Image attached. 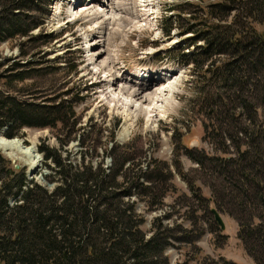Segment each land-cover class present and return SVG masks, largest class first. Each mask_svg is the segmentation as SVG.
Returning a JSON list of instances; mask_svg holds the SVG:
<instances>
[{"label": "trees", "instance_id": "16d2710c", "mask_svg": "<svg viewBox=\"0 0 264 264\" xmlns=\"http://www.w3.org/2000/svg\"><path fill=\"white\" fill-rule=\"evenodd\" d=\"M182 1L188 5L189 0ZM41 2L0 0V45L19 41L24 58L29 54L25 49L31 51L37 45L36 56L54 41L44 32L30 35L42 26ZM212 4L205 8V18L188 13L184 24L179 22L185 20L182 4L174 5L170 26L164 29L166 35L177 28L182 34L199 36L203 45L195 57L181 55L188 57L185 65H191L201 82L197 97L203 110L209 112L210 120H219L218 129L228 118L234 131L233 135H223L222 130V135H204L216 155L204 150L189 154L211 196L205 198L194 184L188 185L189 198L198 206L185 203L194 212L185 217L192 229L164 226L167 215L155 219L147 236L135 200L144 199L152 208L163 206L170 191L177 193L168 183L173 179L169 166L151 164V171L138 168L133 144L117 145L112 143L114 138L108 153L112 166L105 168L101 162L93 166L86 155L96 151L99 135H72L80 129L72 105L64 100L69 91L52 97L47 105L21 99L18 85L30 80L39 64H11L7 59L8 70L0 73V131L8 127L4 136L12 139L26 128L61 126L66 135L56 137L59 148L44 143L38 147L43 168L49 171L43 179L54 184L51 191L30 181L25 168L17 170L0 152V264H170L165 252L176 234L192 245L201 235V222L214 225L210 204L219 215L227 214L236 222L237 238L251 261L264 264V0ZM34 12L40 17H34ZM218 56L228 58L218 65ZM77 68L71 61L64 77L75 76ZM194 108L191 101L190 109ZM226 110L231 115L226 116ZM77 138L82 153L74 164L62 152ZM183 196L177 195L179 203ZM199 211L203 214L196 218ZM202 262L235 264L210 258Z\"/></svg>", "mask_w": 264, "mask_h": 264}, {"label": "rangeland", "instance_id": "374dc122", "mask_svg": "<svg viewBox=\"0 0 264 264\" xmlns=\"http://www.w3.org/2000/svg\"><path fill=\"white\" fill-rule=\"evenodd\" d=\"M56 0H42L40 6L44 7V14L41 16L40 22L43 25L41 29L34 30L30 35L36 36L40 32L51 35L54 41L42 48L39 55L34 56L37 50V45L33 46L31 51L29 48L24 51H29V54L22 58L20 56L19 41L5 42L0 45V73L7 71L6 66H9L5 60H9L12 64L14 61H20L21 64L26 62H35L39 66L34 67L37 72L30 74V80L25 81L18 89L22 91L18 95L21 99H27L32 103L47 105L50 99L59 93L68 90V95L64 97L66 104L72 105L74 117L78 121L77 128L79 133L72 135H99V145L95 152H88L86 161L91 160L92 165L102 163L105 168L112 166V159L109 153V147L112 143L117 145L133 144L134 153L138 155L135 164L138 168L146 171L151 164L158 165L159 163L167 164L173 176L172 181H169L172 188H176L177 193L170 191L166 194L163 201V206H155L149 208L144 199H136V212L144 220L142 229L147 236L150 235V230L156 218H163L169 215V219L163 221L164 226L169 228L181 226L183 230L192 229L189 220L185 217L187 214L194 213L190 210L189 204L196 203L192 201L188 191V185L194 184L200 189L203 197L209 198V190L204 186V183L199 178V168L197 164L191 160L189 154L196 155L200 151L207 152L208 155H216L214 146L204 140V135H233V126L230 125L228 118L224 119L225 124L217 128V122L209 116V112H205L198 100L197 93L198 84L201 82L193 75L191 65H185L188 57L192 59L196 55V51L201 47L202 42L199 41V36L182 34L177 28L169 34L165 35L164 29L170 26L168 19L172 13L170 9L174 5L182 4L180 11H184L185 20L179 21L185 23L188 19V13L193 16L203 19L206 17L204 10L207 6L210 7L214 1L219 0H189L188 5L181 0H150L154 8L149 11L144 5L145 0H124L125 13L129 16L125 19L118 20L116 15L112 19L110 41L114 45L116 57L118 58V66L115 68L126 71L127 76L143 73H155L156 68L153 66L169 68L171 73H183V81L175 96L173 106L166 107V115L161 117V120L150 129H145L144 119L140 118L135 122L130 135L122 138L123 120L115 114V106L113 103H107L104 99L103 91L107 86L101 84V79L109 68H93L88 62V52L81 51L79 47L86 42L87 37L83 35L100 33L99 39H102L106 21L97 29L95 24L97 21H91L87 18L82 22L72 23L67 10L62 7L63 13L61 16L53 17V3ZM132 7V9H131ZM154 9V13H153ZM77 11V8L74 10ZM147 14H152L151 18ZM52 12V14H51ZM132 12L140 16L141 20L132 19ZM31 14V13H30ZM32 15L36 18L40 17L39 12H34ZM52 15V16H51ZM33 16H29L34 19ZM65 18H64V17ZM68 18L70 21H66ZM157 18V19H156ZM101 19V18H98ZM168 20V21H167ZM100 22V20H98ZM70 22V23H68ZM151 23V27L146 23ZM172 22V20H171ZM146 24V28L139 30V25ZM177 22L173 20V26ZM97 26V27H96ZM125 26L122 30L117 27ZM168 36V37H167ZM149 53V55H148ZM181 53L188 55L187 58L182 57ZM220 57V56H218ZM228 57L217 58L218 65ZM78 64L77 74L64 77V72L69 66V63ZM200 62V58L198 59ZM6 64L2 67L3 64ZM143 64V65H142ZM57 67L62 68L61 71L55 70ZM31 71V69H28ZM174 70V71H173ZM99 72V73H98ZM122 72V71H121ZM198 81V83H196ZM215 81V80H214ZM67 83L63 86V83ZM16 85V84H14ZM52 92H55L51 95ZM194 101V110L190 109V103ZM226 116L231 115L229 111H225ZM73 121V120H72ZM212 121V122H211ZM1 132V131H0ZM0 135V141L12 142L16 145H21L22 148H35V153L41 158L38 160V169L31 170L29 165H33L27 155L18 151L14 147L0 146V152L13 164L23 167L26 170L35 172L30 179L48 190H52L54 184H49L43 179L49 174V171L44 169L42 156L38 152L40 144L53 148H59V143L56 139L59 135H66L61 126L54 129H29L26 128L20 135L9 139ZM113 136V137H111ZM111 138L114 142L111 143ZM66 151V152H65ZM82 153V148L78 138L69 141L62 152V156H68L74 163L78 164ZM36 157V155H35ZM40 162V163H39ZM28 171V172H29ZM197 176V177H196ZM208 180L207 178H204ZM30 180V181H31ZM186 195L177 201L178 194ZM211 203V202H210ZM198 208V206H196ZM196 208L194 211H196ZM209 209H214L213 204H210ZM203 213L197 212L196 218L201 217ZM212 216V215H211ZM225 229L221 231L215 223L212 216V227L201 222L199 228L201 235L192 245H189L180 238V234H176L175 241L171 242V246L166 249V256L170 264H203L204 258L211 260L223 259L235 264H254L246 255L240 241L237 238L238 228L236 222L227 214L220 213ZM194 240V239H193ZM200 253V254H199Z\"/></svg>", "mask_w": 264, "mask_h": 264}, {"label": "bare ground", "instance_id": "6f19581e", "mask_svg": "<svg viewBox=\"0 0 264 264\" xmlns=\"http://www.w3.org/2000/svg\"><path fill=\"white\" fill-rule=\"evenodd\" d=\"M74 2H81L75 5ZM124 0H68L62 2V6H58L54 3L53 17L61 16L62 7L67 10V14L72 20L79 19L80 21L87 18L91 21L96 20L95 23L97 29L103 24L104 19L106 21L105 32L102 39H97L101 36L100 33L88 34L84 46H88L86 53L88 52V62L95 69L97 68H109L105 75L101 79V84L107 86L104 89V99L107 103H113L115 106V114L123 120L122 138L126 135H130V132L140 118L144 119L145 129H150L157 121L161 120V117L166 115V107L171 108L173 106L175 96L179 90L183 81V73H171L169 68L157 67L155 73L147 74H135L130 77L127 76L126 71L116 69L118 66V58L116 57L113 43L110 41L112 19L116 15L118 20L126 19L129 14L125 13L126 8L124 6ZM145 7L148 10L154 6L152 1L145 0ZM124 7V8H123ZM77 8V11H74ZM132 9V7H131ZM154 13V9H153ZM51 15V16H52ZM151 18L152 14H147ZM132 19L141 20L140 16L132 12ZM101 18V19H98ZM100 20V22L98 21ZM87 21V20H86ZM150 27L151 23L146 22ZM125 26L117 27L122 30ZM139 30L146 28V24L137 27ZM122 71V72H121ZM174 71V70H173ZM99 73V72H98ZM2 136V134H0ZM1 138V137H0ZM2 147H14L18 148V151L27 155L33 165L31 170L38 169L37 157L41 161V158L35 153V148H22L21 145L12 142L0 141ZM36 155V157H35ZM40 163V162H39ZM31 170L27 171V177L29 180L34 173Z\"/></svg>", "mask_w": 264, "mask_h": 264}, {"label": "water", "instance_id": "95a60500", "mask_svg": "<svg viewBox=\"0 0 264 264\" xmlns=\"http://www.w3.org/2000/svg\"><path fill=\"white\" fill-rule=\"evenodd\" d=\"M7 128L8 127H5L4 129H2L1 132H0V134L3 135L5 133V131L7 130ZM15 168L17 170L20 169L19 166H15ZM211 214L213 215V219H214L215 223L219 226V229L221 231H223L225 229V225H224V223L222 221L221 216L214 209H211Z\"/></svg>", "mask_w": 264, "mask_h": 264}]
</instances>
